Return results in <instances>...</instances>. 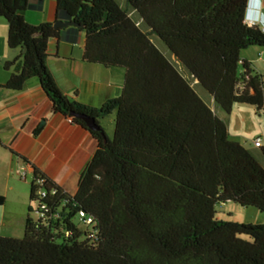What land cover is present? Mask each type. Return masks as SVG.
I'll list each match as a JSON object with an SVG mask.
<instances>
[{"label": "trees", "instance_id": "obj_1", "mask_svg": "<svg viewBox=\"0 0 264 264\" xmlns=\"http://www.w3.org/2000/svg\"><path fill=\"white\" fill-rule=\"evenodd\" d=\"M45 1L0 0L7 48L19 52L3 69L20 62L1 88L36 79L52 112L86 130L96 150L73 196L22 158L37 218L26 217L22 239L0 237V264H264V224L216 217L226 203L264 214V146L231 139L198 92L226 115L264 108L263 77L240 59L264 49L262 29L246 23L250 0H55V21L76 26L25 21ZM65 30L83 33L84 63L124 71L117 98L94 109L60 92L47 45L72 42ZM109 117L111 138L100 124Z\"/></svg>", "mask_w": 264, "mask_h": 264}, {"label": "crops", "instance_id": "obj_2", "mask_svg": "<svg viewBox=\"0 0 264 264\" xmlns=\"http://www.w3.org/2000/svg\"><path fill=\"white\" fill-rule=\"evenodd\" d=\"M261 11L264 14V0H261ZM24 19L33 25L54 23L55 0H46L40 10H28L24 13ZM62 36L74 40L71 42L61 37L49 40L47 45V68L60 92L69 100L94 109L110 99L117 98L121 93L124 71L84 63L83 33L76 34L65 30ZM249 49L253 51L249 55L240 56V59L262 75L264 98V49L251 47L246 50ZM18 53V50L8 49V53L4 54V62L13 60ZM19 68L20 62L17 61L11 68L12 73L17 72ZM11 69H3L7 74L0 77V164L9 163L17 170L24 168L30 171L31 182L33 173L23 158L70 195L66 187V175L79 173L80 177L96 150V143L86 130L68 123L67 118L52 112L51 103L36 79H30L20 91L1 88L9 78ZM247 107L264 121V108L257 111L252 106ZM210 108L219 119L226 122L229 114L218 110L213 101H210ZM106 120L108 119L100 121L104 129ZM226 127L228 136L233 139L227 125ZM261 145L264 146L262 142ZM62 174L65 179L61 178Z\"/></svg>", "mask_w": 264, "mask_h": 264}, {"label": "rangeland", "instance_id": "obj_3", "mask_svg": "<svg viewBox=\"0 0 264 264\" xmlns=\"http://www.w3.org/2000/svg\"><path fill=\"white\" fill-rule=\"evenodd\" d=\"M254 4L257 3L253 2V5ZM6 25L5 20L0 18V77L7 74L4 73L5 71L3 70L5 60L4 54L8 53L6 45ZM160 48L166 52L161 45ZM252 51L253 50L250 49L242 51L240 56L249 55ZM92 67L97 68V66ZM251 68L253 69V67ZM116 71L122 73L120 70ZM12 72L13 70L11 69L10 74H12ZM198 92L199 95L210 104L208 95L202 90ZM107 119L105 123V132L107 136L111 138L113 135V118L109 117ZM225 123L229 128L230 136L242 147L254 149L253 142L256 139H260L264 144V122L255 115V112L250 107L242 105L233 107ZM63 175L64 174H62L61 178L65 179ZM66 176L68 181L66 184L68 193L74 195L79 173ZM30 178V171H26L24 168L17 170V168L9 165V163L4 165L0 164V198L3 199L2 205H0V237L22 239L26 217L29 215L30 218L36 220L37 215L35 212L37 204L29 201L28 188ZM70 190L71 192H69ZM29 208L32 209L30 213ZM216 212V217L220 220L264 224V214L252 208H242L226 203L217 205Z\"/></svg>", "mask_w": 264, "mask_h": 264}, {"label": "clouds", "instance_id": "obj_4", "mask_svg": "<svg viewBox=\"0 0 264 264\" xmlns=\"http://www.w3.org/2000/svg\"><path fill=\"white\" fill-rule=\"evenodd\" d=\"M253 2L256 3L258 2V3L253 5ZM246 23L255 24L259 26L264 32V14L261 11V0H250L247 17H246Z\"/></svg>", "mask_w": 264, "mask_h": 264}, {"label": "water", "instance_id": "obj_5", "mask_svg": "<svg viewBox=\"0 0 264 264\" xmlns=\"http://www.w3.org/2000/svg\"><path fill=\"white\" fill-rule=\"evenodd\" d=\"M72 26H76V24L72 23V22H62V21H55L53 23V27L54 28H68V27H72ZM75 117L81 119L85 125L86 128L89 130H98V126L95 124V121L93 118H90L88 116L85 115H74Z\"/></svg>", "mask_w": 264, "mask_h": 264}, {"label": "built area", "instance_id": "obj_6", "mask_svg": "<svg viewBox=\"0 0 264 264\" xmlns=\"http://www.w3.org/2000/svg\"><path fill=\"white\" fill-rule=\"evenodd\" d=\"M67 122L70 123V120H67ZM253 145H254L255 148L261 147L262 145H261L260 139L254 140ZM86 222L87 223H90L91 222V219H89V218L86 219Z\"/></svg>", "mask_w": 264, "mask_h": 264}]
</instances>
